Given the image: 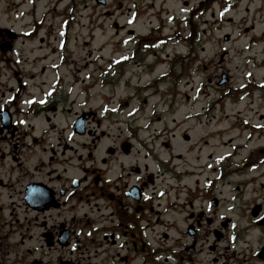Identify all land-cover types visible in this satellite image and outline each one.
<instances>
[{"label":"flooded vegetation","instance_id":"flooded-vegetation-1","mask_svg":"<svg viewBox=\"0 0 264 264\" xmlns=\"http://www.w3.org/2000/svg\"><path fill=\"white\" fill-rule=\"evenodd\" d=\"M143 1L152 10L157 0ZM1 2L0 264H264V245L254 250L246 240L248 216L264 229V195L240 209L246 182L223 198L219 184L234 175L229 168L235 165L187 128L224 115L208 92L233 81L222 69L232 52L224 47L223 25L234 23L230 14L243 8L242 23H250L252 1L195 0L191 9L183 0V9L197 20L189 22L187 39L195 42L189 54L168 48L180 34L165 36L164 24L146 34L128 30L123 45L132 47L112 50L106 66L99 64L105 61L100 54L91 63L97 83L128 95L104 96L103 105L94 107L89 102L97 83L85 86L86 99L78 102L75 86L62 74L65 59L47 63L57 50L42 56L41 47H20V40L36 41L40 32L36 8L25 10L34 1ZM161 4L150 17L161 20L166 13L180 31L186 20ZM252 34L246 27L247 43L237 55L254 51ZM212 41L218 52L205 47ZM206 52L212 59L207 64ZM255 62L245 59L241 86L251 103L264 98L263 69ZM237 114L225 120H244L243 112Z\"/></svg>","mask_w":264,"mask_h":264},{"label":"rangeland","instance_id":"rangeland-1","mask_svg":"<svg viewBox=\"0 0 264 264\" xmlns=\"http://www.w3.org/2000/svg\"><path fill=\"white\" fill-rule=\"evenodd\" d=\"M33 1L34 4H28L25 10L29 11L36 8V22L41 25V27H39L40 32L35 37L36 41L30 42L32 38L30 41L28 39L20 40L21 43L24 42L20 47L25 49L41 47L43 49L41 53L42 56L49 54L51 50L52 52L57 50L55 53L56 56L52 55L47 63L51 62L54 58L65 59L64 63L66 66L62 74L67 75L64 80L69 86H75L73 96L76 97L78 102L86 99L85 94L82 93L85 86H92V83L98 82L96 80V74L93 73L95 64H91L95 61L97 56H99L98 54L105 56V61H100L99 64L106 66L107 59L112 55L110 53L112 50L132 47L123 45L126 42L125 38L128 36V30H136L140 34H146L152 28H157L159 24H164L163 32L165 36H171L174 32H183L182 37H188L190 35L189 31L185 30L186 27H189L188 22L186 25L182 24L179 31L176 24L168 21L169 15L166 13L162 15V21L150 17V14H158L161 11L160 6L163 5L161 3L165 1L164 12L168 11L170 14H176L180 19L187 18L190 20L191 16L187 12L188 10L182 7L183 0H157L152 10H148L146 7L150 1L145 2L143 0H107L106 6L97 5V0ZM185 1H189L193 8L195 0ZM250 1H252L250 5V23L247 25H243L242 23L243 20L241 19L246 16L243 8L233 15V17L237 19H234V23L236 21L237 23H232L234 25L225 24L223 30L225 34H231L233 37L230 43L224 45L228 47L229 50H233V52L228 57L222 69L228 70L234 75L233 86L235 87L244 83L243 72L246 67L245 59L254 58L257 61V65H263L264 63V54H261L264 44H259L256 48H253L254 51L250 54H242V56L237 57L234 56L237 49L242 50L247 43V40L243 38V36H240L247 26L248 28L254 29V34H252V36H254L257 41H259L258 38L264 36V0ZM136 9L138 11H136ZM0 12V18L3 19L2 22H4L2 2L0 4ZM109 13L113 15L109 16ZM136 15H138L137 20H134V24L130 25L132 19L136 18ZM32 17L33 16L25 19L24 23L26 27L34 21ZM193 22H197V20L194 18ZM21 24L22 23L17 24L18 29ZM115 24H118L120 30H116ZM121 27H125V29H121ZM183 27L185 28L183 29ZM219 36H221V34ZM40 38L44 39L42 45L39 44ZM180 40L181 37H179L177 41L172 42L168 48H176L180 53L185 52L189 54L190 47H195L194 40L191 41L187 39L188 48H186V50L181 44L174 45V43H179ZM211 44L212 45L205 46L207 50L215 49L216 52H218V47L214 45L213 41ZM102 48L108 51L105 53H93L91 51L100 50ZM255 52H258V54ZM91 53H93V56L89 57ZM210 58L211 54L209 52L202 55V61L205 64L212 60ZM217 62L218 58L216 59V63ZM42 64H45V62ZM87 64H91L89 70H85ZM211 71H217L214 63ZM88 73L93 74L92 79L88 78ZM218 73L220 74V71ZM262 74H264V68ZM259 76H262L261 72ZM83 81H86V83L83 84ZM226 89L227 88L219 89V93L216 94L218 98H222V94L228 96L222 99L224 104L218 107V112H225L221 119L214 120L207 126L200 125L198 122L196 123L193 121L187 128L195 129L198 136L200 134L201 138L207 139L211 146L217 151L219 157L228 154L232 164H235V166L240 165L239 169H242L241 171L249 173L242 181L237 180L234 174L229 180H226L224 184L220 183L218 187V193L221 192L223 198H229L230 192L237 189L238 185L249 181L246 186L242 185L243 188L240 187V192H245L246 195L243 196V200L240 198V209H242L251 206L254 203V198L260 197L258 199L261 201L264 195V128L256 131L252 127L249 129L246 125L243 126L244 123H248L250 126L258 124L255 126L257 129L264 127V123H260L261 121H259L264 119V98L261 100H254L255 103H251L250 100L237 102L235 98L233 100L235 96L234 92L229 94V92H226ZM187 90H190V86ZM208 92H211L212 96L215 97V93L212 92L211 88ZM113 95L119 98L127 96L128 93L122 88L117 90H114L110 86H105L103 88L101 84L97 83L91 91L89 106H102L103 104L100 98L102 99L104 96L110 98L113 97ZM114 103L115 100L112 99L110 104L114 106ZM191 111V106L187 105L185 112L189 113ZM239 111L243 112L244 115L241 119H248L245 120L244 123L242 122L243 120H225V115L239 118L237 114ZM126 112H128V110H126ZM117 117L118 116H115V118ZM107 125L108 122L105 123V126ZM215 132H217L219 136H214ZM247 159H249L250 163L247 166H241ZM250 166L259 168H257V170H250ZM229 170L232 172L235 168L231 167ZM254 193H256L255 197ZM248 199L251 200L249 205L247 204ZM223 213H226V210ZM249 218L248 216L250 223H247V225L250 226V234L247 235L248 237H246V240L252 243L251 246L255 250L258 249L259 246L264 245V229L257 228V226L253 224V219ZM244 224H246V222H244ZM242 232L247 234L245 230Z\"/></svg>","mask_w":264,"mask_h":264},{"label":"bare ground","instance_id":"bare-ground-1","mask_svg":"<svg viewBox=\"0 0 264 264\" xmlns=\"http://www.w3.org/2000/svg\"><path fill=\"white\" fill-rule=\"evenodd\" d=\"M259 168V167H257ZM257 168L255 170H257ZM233 173L235 174V178L239 181H242L244 179V177H246L249 173H246V172H243V171H240V170H234ZM249 181H247L248 183ZM253 182V181H252ZM260 198V197H258Z\"/></svg>","mask_w":264,"mask_h":264}]
</instances>
